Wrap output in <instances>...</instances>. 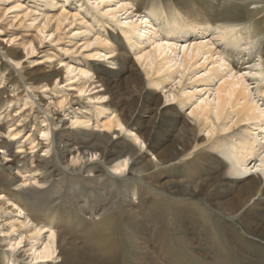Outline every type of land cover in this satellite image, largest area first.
Masks as SVG:
<instances>
[{
  "label": "rangeland",
  "instance_id": "rangeland-1",
  "mask_svg": "<svg viewBox=\"0 0 264 264\" xmlns=\"http://www.w3.org/2000/svg\"><path fill=\"white\" fill-rule=\"evenodd\" d=\"M119 1L0 0V264H63L56 236L82 255L99 237L101 264H264V130H253L259 140L237 166L248 171L230 176L228 149L239 152L237 135L253 126L238 123L229 107L203 125L194 109L206 96L213 108L217 87L234 75L264 115V3L245 0L252 18L221 40L215 23L180 30L149 5L161 12L195 6L194 14L216 20L226 2L243 0H127L141 15L105 14ZM142 16L148 31L136 21ZM126 17L138 28L130 41ZM170 32L187 35L171 40ZM159 41L178 46L167 56L177 62L169 71L157 72L161 58H143ZM200 41L213 56L193 55L180 67V47ZM212 67L217 78L202 75ZM99 77L105 99L95 90ZM92 145L83 166H70ZM125 159L123 174L114 172ZM248 176L260 179L250 194ZM239 195L237 220L231 209ZM33 216L44 223L35 244L26 239L35 237ZM49 229L56 251L38 262Z\"/></svg>",
  "mask_w": 264,
  "mask_h": 264
},
{
  "label": "bare ground",
  "instance_id": "bare-ground-1",
  "mask_svg": "<svg viewBox=\"0 0 264 264\" xmlns=\"http://www.w3.org/2000/svg\"><path fill=\"white\" fill-rule=\"evenodd\" d=\"M241 3H242L241 5H237V4L235 5L229 1L226 2L221 8V11L219 12L216 20L208 15L194 14L196 12V9L194 8L195 6L190 7L188 9L186 8H184L183 10L181 9L180 12L179 11L176 12L170 8L169 10L161 12V11H157L159 9V8L157 9L156 7L157 5L150 4L148 12L158 13L159 15H166L170 19H173V21L170 24L173 25L174 27L176 26L180 30L200 31L203 29L202 31H205L204 28L209 27L211 23L212 24L215 23V29L220 32L219 38L221 40H224L226 39L227 36H234L237 32V27L241 26L244 22L252 18L250 11H246L245 0H243V2ZM258 3H264V0H257V4ZM132 4L134 3L132 2ZM129 6L131 5L129 4V2H127V0H120L117 3V6H115L114 8H108L105 14L112 15L113 18L115 17L116 14L120 12H125L127 16L132 15L133 12H135L136 15H141L139 14L140 12L138 11V8H135V6L132 5L133 7H130L132 10L131 11L129 10L130 8H128ZM128 11H131V12H128ZM143 19H144V16H142L139 20H136V21H139V23L144 24L145 25L144 29L147 28V31H148V27H150V22L146 21L145 19L144 21ZM124 20L127 21L124 27L126 30L125 39L126 41H130L129 36H127V34L129 32L131 33L132 31H136V29L138 28H137V25L132 22L131 18L126 17L124 18ZM142 31L145 32L143 29ZM169 34L171 35V38H172L171 40H178V39L185 37V35H187L186 33H176V32H170ZM211 46L212 45L210 43L201 42V41L193 43L191 47L189 45L185 46V44H183V46L180 47L182 48L181 49L182 55L179 60V62H181L179 66L185 69L186 67L190 65V62H192L196 57H200V56L207 57V55L209 57H212L213 54H212ZM177 47H178L177 44H174L173 42L168 43L167 41L166 42L159 41L154 44L151 54L149 53L150 56H145L143 58L144 60H149L150 57L154 59L161 58L160 69L157 72H160L161 70H163L164 72L169 71L173 66L177 64V62L175 61L174 64L172 65L173 60L167 56L169 53L170 55L176 54L174 50ZM187 52L191 54V57H188L186 55ZM193 55H196V57H194ZM4 56L6 58H9L11 56V53H5ZM175 56L178 58V55H175ZM187 57L189 58L188 60H187ZM113 61L117 64L119 59L117 58ZM215 64L216 62L213 63V65ZM216 65H218L220 69H222L224 66L222 62ZM262 68H264L263 65H262ZM79 74L85 75L86 72L80 70ZM205 74H213L212 76H214V78H217L216 75L217 74L219 75L220 72L218 71L216 72L215 68L212 67L210 70H208L207 72H204L202 75H205ZM260 75L264 76V71H261ZM50 76L51 75L43 76V77H31V78L24 79L23 80L24 85L27 86L30 83L37 84V83H40L42 80L48 81ZM95 85H98L97 87H95V90L99 89L98 91L99 93H97L99 95V99H105L108 93H107L106 85L103 82V79L100 77L97 78ZM245 85L246 84L243 79L235 78L234 75H230L227 81H224L219 87H217L214 93V98L211 100V102L214 103L213 108L209 102V96H206V98L204 99H199V103H197V105L194 106V109L197 112H199L200 117L202 116L205 117V121L200 120V123L203 125H205L206 121L208 120H210L212 124H214L215 122H218L221 116L224 114L225 109L229 107L231 109V112H234L235 116H237L238 123H242L244 124V126L245 125L253 126L254 129H252V131L250 129H245L242 133L237 135L236 141L241 147L239 152L236 151V148L233 146L228 149V159L232 164L231 167L227 171V174H229L230 176H238L248 171L246 169H243V170L237 169V166L242 167V161H243L244 156L246 154L251 155V150L254 148V145L256 144V140H259V136L254 135L253 130H256V129L264 130V125H262L261 127L258 126L259 123L264 124V115L261 109L259 108L258 104L256 103V101L252 98V95H249L247 93V89ZM200 91H203V90H200ZM116 125L117 127H122L119 121L116 122ZM252 136H255V138L252 139ZM96 149H97L96 146L92 145V147L88 151L83 152V153H76L69 159L70 166L75 165L76 163H80V166H83L82 162H86V157H87V155L85 154H88V156L89 155L92 156L93 155L92 153H95ZM73 150L75 149H71L70 152H72ZM127 162H128L127 159H125L124 166L116 165L113 167L112 170L116 173L118 172V173L123 174L124 172L123 168H126V166L128 165ZM261 165H264L263 160L261 162ZM73 172H76V171H73ZM246 179L247 180H245L246 181L245 186H246V189L248 190V194L253 193L258 187H260L259 186L260 179L258 177L248 176ZM28 194L32 198L36 196V193L34 192H31ZM249 197H248L249 199L247 198L248 201H246V203H248L249 200H250V203L252 202L251 200L252 195ZM15 200L19 202L20 204H23L22 201H20V199L16 198ZM243 201L244 200L241 199L240 195L234 200L233 206L231 209L232 213L238 214L240 212V208L242 207ZM17 209L19 210V214L23 213L22 208L18 207ZM246 209L247 208L243 210H246ZM236 216H237L236 217L237 220L241 219L240 213ZM40 222H39V218L34 217L33 231L35 233L34 235L35 237L26 238L28 241L34 240V244L37 242L36 240L40 238L41 233L44 231L43 229L44 226L41 225L44 223H40ZM49 232H50L48 236L49 241L44 245V248L41 251L34 254V259L37 260L38 262L52 258L54 255V252L57 249L58 250L57 259H60V262L63 264H101L96 259L98 258L97 254L94 253L97 251L98 246H101V245L104 246V243H105V241H102L101 239H99V237L97 239L90 240L89 244H87L86 250L83 251L85 254L82 255L78 252V248L75 247L74 245L62 244L59 236H56L57 248L55 249V244H54L55 233L51 229H49ZM28 245L30 246V248H33L32 244L28 243Z\"/></svg>",
  "mask_w": 264,
  "mask_h": 264
}]
</instances>
